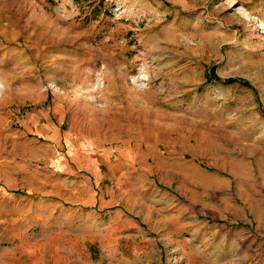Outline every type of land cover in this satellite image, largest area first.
Masks as SVG:
<instances>
[{
    "label": "rangeland",
    "instance_id": "obj_1",
    "mask_svg": "<svg viewBox=\"0 0 264 264\" xmlns=\"http://www.w3.org/2000/svg\"><path fill=\"white\" fill-rule=\"evenodd\" d=\"M0 264H264V0H0Z\"/></svg>",
    "mask_w": 264,
    "mask_h": 264
},
{
    "label": "trees",
    "instance_id": "obj_2",
    "mask_svg": "<svg viewBox=\"0 0 264 264\" xmlns=\"http://www.w3.org/2000/svg\"><path fill=\"white\" fill-rule=\"evenodd\" d=\"M210 76H213L215 80H221L222 82H231V81H234L235 80V78H232V77H226V78H223V79H219L218 77H216L214 75L212 68H210V72L207 75V77H210ZM237 80H240V79H237Z\"/></svg>",
    "mask_w": 264,
    "mask_h": 264
}]
</instances>
